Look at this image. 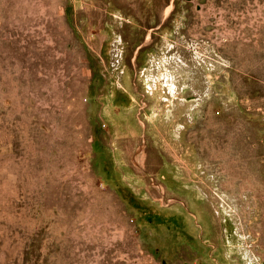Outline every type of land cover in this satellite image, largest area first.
<instances>
[{"label": "rangeland", "instance_id": "374dc122", "mask_svg": "<svg viewBox=\"0 0 264 264\" xmlns=\"http://www.w3.org/2000/svg\"><path fill=\"white\" fill-rule=\"evenodd\" d=\"M0 264H264V0H0Z\"/></svg>", "mask_w": 264, "mask_h": 264}, {"label": "bare ground", "instance_id": "6f19581e", "mask_svg": "<svg viewBox=\"0 0 264 264\" xmlns=\"http://www.w3.org/2000/svg\"><path fill=\"white\" fill-rule=\"evenodd\" d=\"M212 153V152H211ZM158 194H162V191L160 190L159 192H157Z\"/></svg>", "mask_w": 264, "mask_h": 264}]
</instances>
